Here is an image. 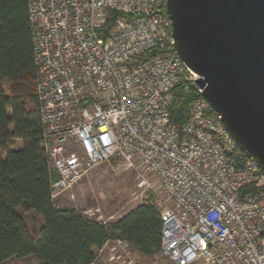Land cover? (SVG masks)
Here are the masks:
<instances>
[{"label": "built area", "instance_id": "built-area-1", "mask_svg": "<svg viewBox=\"0 0 264 264\" xmlns=\"http://www.w3.org/2000/svg\"><path fill=\"white\" fill-rule=\"evenodd\" d=\"M166 0H28L42 148L51 196L104 162L151 172L170 264H264V172L210 112L199 76L177 56ZM158 52L141 59L147 51ZM193 90L181 126L173 96ZM108 240L90 264H138ZM104 251L109 255L104 257ZM112 259V260H111Z\"/></svg>", "mask_w": 264, "mask_h": 264}, {"label": "trees", "instance_id": "trees-1", "mask_svg": "<svg viewBox=\"0 0 264 264\" xmlns=\"http://www.w3.org/2000/svg\"><path fill=\"white\" fill-rule=\"evenodd\" d=\"M157 52L151 49L140 60ZM34 74L28 0H0V264L28 255L35 264H90L97 251L116 238L126 240L142 257L155 256L164 205L153 195L105 222L74 207L55 205L51 182L56 173L42 148ZM198 96L193 90L173 96L169 112L176 126L186 121L188 105ZM15 140L20 147L12 148ZM237 155L248 158L239 149ZM28 210L40 217L35 235L24 219Z\"/></svg>", "mask_w": 264, "mask_h": 264}, {"label": "water", "instance_id": "water-1", "mask_svg": "<svg viewBox=\"0 0 264 264\" xmlns=\"http://www.w3.org/2000/svg\"><path fill=\"white\" fill-rule=\"evenodd\" d=\"M173 47L237 148L264 172V0H166Z\"/></svg>", "mask_w": 264, "mask_h": 264}, {"label": "rangeland", "instance_id": "rangeland-1", "mask_svg": "<svg viewBox=\"0 0 264 264\" xmlns=\"http://www.w3.org/2000/svg\"><path fill=\"white\" fill-rule=\"evenodd\" d=\"M3 87L7 89L6 81L3 82ZM20 145V140H16L12 148H18ZM151 195L161 204H171L165 199L162 188L151 172L137 164L127 166L104 162L90 168L77 183L53 200L59 207H74L88 218L105 222L124 215L136 207L144 197ZM23 215L35 235L40 217L32 210L24 211ZM108 252L104 251V257ZM130 256L138 264H170L158 253L151 258L142 257L136 252H131ZM23 262L35 264L33 256L27 257ZM111 263L119 264L114 260Z\"/></svg>", "mask_w": 264, "mask_h": 264}, {"label": "crops", "instance_id": "crops-1", "mask_svg": "<svg viewBox=\"0 0 264 264\" xmlns=\"http://www.w3.org/2000/svg\"><path fill=\"white\" fill-rule=\"evenodd\" d=\"M16 141V140H15ZM33 211V210H32ZM131 252L135 253L136 251H134L131 247H130V254ZM137 253V252H136ZM138 254V253H137ZM109 255V253H108ZM30 255L28 256H25V257H21V258H17V257H10L8 259H6L5 263L4 264H25L23 261L24 259H26L27 257H29Z\"/></svg>", "mask_w": 264, "mask_h": 264}]
</instances>
